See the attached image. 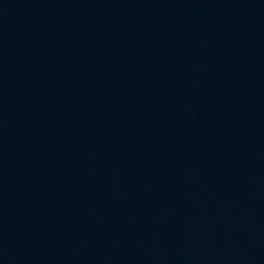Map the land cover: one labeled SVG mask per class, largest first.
Segmentation results:
<instances>
[{"label": "water", "instance_id": "95a60500", "mask_svg": "<svg viewBox=\"0 0 264 264\" xmlns=\"http://www.w3.org/2000/svg\"><path fill=\"white\" fill-rule=\"evenodd\" d=\"M0 264H264V0H0Z\"/></svg>", "mask_w": 264, "mask_h": 264}]
</instances>
